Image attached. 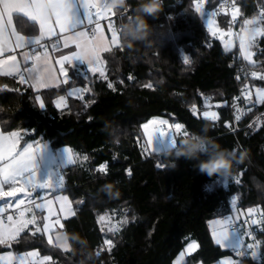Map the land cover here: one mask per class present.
<instances>
[{"label": "trees", "instance_id": "16d2710c", "mask_svg": "<svg viewBox=\"0 0 264 264\" xmlns=\"http://www.w3.org/2000/svg\"><path fill=\"white\" fill-rule=\"evenodd\" d=\"M220 1L201 6L197 0H164L159 15L148 16L152 35L128 48L121 25L139 11L138 0H128V11L118 20L119 43L102 53L103 76L70 67L68 83L35 91L0 75L2 129L26 131V140L48 141L54 149L70 145L78 157L61 174L64 192L75 205L62 228L70 247L49 243L44 232L28 228L8 249L36 248L52 257L44 264H173L191 240L198 248L185 264H211L232 255L214 241L209 221L232 213L229 198L239 215L248 208L264 213V101L255 93L264 88L259 79L264 75V36L252 46L249 67L258 75L249 80L251 93L240 128L234 130L230 104L245 81L235 79L240 55L237 48H227L222 36H213L201 18L205 9L220 7ZM260 1L237 0L240 29L245 19L258 15ZM18 23L25 33L33 31L34 24ZM220 27L229 28L227 15ZM61 96L66 102L57 106ZM206 101L219 104L217 120L192 111ZM154 116L183 126L171 127L177 142L184 132L203 133L220 147L235 149L237 157L243 151V162L235 165L232 177H209L194 167L196 161H176L168 151H143L137 145H146L142 125ZM104 162L106 171H100ZM105 218L116 227L110 229ZM261 236L258 249L264 255ZM237 261L264 264V257Z\"/></svg>", "mask_w": 264, "mask_h": 264}, {"label": "snow or ice", "instance_id": "6c2138e0", "mask_svg": "<svg viewBox=\"0 0 264 264\" xmlns=\"http://www.w3.org/2000/svg\"><path fill=\"white\" fill-rule=\"evenodd\" d=\"M45 3V0H0V54L3 53L5 50V46L8 43V40L4 36V21L7 20V23L10 25L12 21V16L15 14L18 20H26L31 24L38 25L40 36L39 37H31L25 38L24 36L16 35L15 30L12 29L13 35H15V42L17 46H21L23 43H39L40 39L43 38L45 35H54L55 29L53 27L52 17H55V24L58 25L60 32H66L70 29L76 28L78 25H83L85 20L89 24L93 23V16H95L96 20L98 21L100 18H109V17H123L125 13H127V8H122L119 11H115L109 8L106 4V0H54V12L52 14H48L47 11L42 10L40 5ZM91 9H95V11H91ZM196 11L200 13V8L197 6ZM239 10L236 9L232 14V19H236L237 12ZM201 15H204L201 13ZM131 16H128V19ZM264 21V11H261L257 17L252 19H245L243 21L244 27L241 29V36H240V50L241 56L243 59L252 62V53L249 49L255 44V40L258 36H264V24L261 22ZM211 22L209 27H212ZM248 26H251L250 28ZM109 29L112 31V43L117 44L119 42V38L116 34V30L113 27V22L109 20L108 23ZM216 29L213 28L212 34L216 35ZM73 40L76 43L77 48L79 51H74L69 55H62L60 57V70L63 72L65 77H68V70L64 68V62H69L75 60H81L87 63L88 66L90 65H98L96 68H88L89 71L98 72L101 76L104 75L102 65L103 61L101 59L100 53L102 51H109L107 47V43L104 40V33L102 29H100L99 24H96V28L93 31V38L90 40L88 39V35L86 32H77L74 34L73 37H65V47L68 46V40ZM227 46V45H226ZM187 63V59L184 61ZM8 65L10 69H16V60L15 57H8L7 60H0V66ZM74 65H72L73 67ZM6 75H14L13 71H8L4 73ZM253 76H257V73H251ZM259 79L264 80V75H260ZM21 82L24 81V77L20 76ZM40 82V81H38ZM64 83H68V80L65 79ZM42 83V82H41ZM47 84H44V87H47ZM111 86V85H109ZM257 94L260 96V99L264 101V91L257 90ZM63 100V97L60 98ZM59 106V103L57 104ZM39 107L44 109L45 105L43 101H40ZM195 112V109H192ZM204 118L211 119L213 121L218 119V116L215 112L203 113ZM239 119V117H237ZM153 122H149L143 125L144 130L147 132L149 129V124ZM167 123V122H163ZM183 126L180 124L175 125L176 130H180ZM156 136L160 134V137L166 141V149H170L177 143V132L176 131H169L167 133L164 132L163 129L157 128L155 130ZM187 132H184L183 135H187ZM150 139H151V134ZM11 137H18L19 133H11ZM8 139V137H3L0 135V142ZM33 146L31 144H27L26 147L20 152L19 159L16 157L11 158V162L7 163L3 167H0V197H15L17 192H24L25 189L23 187H9L7 191H4L5 185H16L18 181H21L24 185H32L33 181L36 179L35 176V164L36 161L33 159ZM155 151L161 152L162 149L156 148ZM40 153V159H42V153ZM0 159H3L0 156ZM75 163L72 158L71 150L64 149V162L63 164H71ZM100 171H106L104 165H101ZM52 173H49L47 178H41L42 182L38 185H35L38 188H52L53 183L51 180ZM234 180L238 182L237 177H233ZM11 207V205H9ZM37 208H41L42 205H37ZM4 211L3 208H0V212ZM254 210L249 209V214H252ZM23 216V213H21ZM103 219V217L101 218ZM8 220H12V217L9 216ZM35 216L31 220L21 222L20 226L15 228L12 232H5L0 230V244L6 243L8 239H15V237L19 234L20 231L27 224H35ZM253 224H256L257 221H253ZM50 225L45 224L44 228L47 230ZM37 231H40L37 228ZM49 243H51V238L49 237ZM107 244L111 245L112 241L109 240L106 242ZM216 243L218 245L225 244L228 247L233 249H241L243 248V252H238V256H248L254 258L256 253L253 250L255 248L254 244H247L242 245L240 241V234L233 232L229 235L228 232H221L217 234ZM258 243V242H257ZM61 247H65V245H61ZM197 245L192 244L188 246L189 250H193ZM30 255H35L32 253ZM99 255V253H97ZM50 257H44V260H50Z\"/></svg>", "mask_w": 264, "mask_h": 264}, {"label": "crops", "instance_id": "0c3cea01", "mask_svg": "<svg viewBox=\"0 0 264 264\" xmlns=\"http://www.w3.org/2000/svg\"><path fill=\"white\" fill-rule=\"evenodd\" d=\"M45 4L51 5V8L48 9L47 12L48 14H52L54 12V0H45ZM52 22H53V27L55 29L54 35H45L43 38L40 39L39 43L28 44L25 42L21 46H17L15 42V35H13L12 29L15 30L16 35L24 36L25 38H31V37L40 36L39 27L38 25H34L33 31L31 33H25V31H23V29L19 25L18 18L15 14L12 16V21L10 25L7 23V20L5 19L4 36L8 40V43L5 46V50L3 51V53L0 54V60H7L8 57H15L16 69H10L8 65L0 66V75H6L4 73L8 71H13L14 74L24 73L26 76L25 84L31 87L33 90L39 91L43 88H46L44 87V84H47L48 85L47 87H49L64 83L63 81L65 79L69 81L72 77L70 73V67H72V65H74L72 68H74L75 70H79L83 74H86V72L89 71L88 68L98 67V65L88 66L86 62L81 60H77V61L73 60L71 61V63L64 62V68L68 70V77H65L63 72L60 70L61 68L60 57L62 55H69L74 51H79V49L76 46V43H74L73 40L71 39L68 40V46L65 47L64 46L65 37H73L74 34L77 32H86L88 35V39L91 40L93 38V33L89 32L88 26H92L96 28V24H94V16H93L92 24H89L87 20H85V23L83 25H78L76 28L70 29L69 31L63 33L59 31L58 25L55 24L54 16L52 17ZM98 24L100 26V29H102L104 33V40L107 43L108 49L117 45L119 42L117 44H113L111 42L112 32L109 33L107 31L108 30L107 25L105 23H98ZM116 34L118 35V33ZM54 38H57L59 41V44L57 46L55 47H52L50 45H47L46 47L41 46L42 42L49 43ZM103 52L104 51L100 53L101 59ZM102 69H103V73L105 74L104 64L102 65ZM89 72L98 73L94 71H89ZM6 76L12 77V75H6ZM257 90L264 91V88H256L255 90L257 98L261 100L260 96L257 94ZM218 105H219L218 103L212 104L206 101L202 108H197V107L194 108L195 114L198 115L197 111L199 110L200 111L212 110L210 107H216V110L218 112ZM217 116L219 117V113ZM169 131H171V129H167V132ZM13 132L19 133V136L11 137L10 134ZM26 133L27 132L23 130L4 131L0 124V135H2L3 137H8V139L4 140L3 142H0V156L3 157V159H0V167H3L7 163H10L12 157H16V159H19L18 154L23 151V149L26 147L27 144H31L33 146L32 149L34 153L33 159L36 161L35 164L36 179L33 181L32 185H24L21 181H18L16 185L4 186L3 189L4 191H7L9 187H13V186L17 188L23 187L25 189L24 192H17L15 197H0V204H1L0 208L4 209V211L0 212V230H3L5 232H12L15 228L20 226L21 222L31 220L33 218L31 217L29 219H26L25 216L26 210L31 203V202L29 203V201L34 200L35 195H38L39 193L42 194L43 190L48 189V188H38L35 186L42 182L41 178H47L49 173H52L51 176L52 183L60 181V179H58L59 175L58 177H56L55 173L53 174L54 156L57 155L58 149L56 151L53 150L54 148L51 146V144L48 141L31 140V139L26 140L25 139ZM42 150H44L45 153L42 154V159H40V153ZM56 162H60L59 156H56ZM61 191L64 192V185ZM9 205H11V207H9ZM46 209L47 208H44L43 206L41 207V209L37 208V211L35 212L34 215L36 221L35 224H38L39 217L37 216H39L40 214L42 215ZM21 213H23V216H21ZM2 214H5V216L4 217L1 216ZM9 216L12 217L11 221L8 220ZM39 222H42V219H40ZM45 224L50 225L47 230H45L44 228ZM55 224L56 223H54L53 220L47 221L44 224L38 226L37 225L34 226L33 224H27L23 228V230L19 232V234L22 233L24 229L40 228L42 229L43 232L47 234L48 238L49 237L51 238L52 234L58 228L62 229L60 225L58 226ZM14 240L15 239H8V247L11 246ZM193 241L195 240H191L190 242ZM237 263L238 261H236L235 264Z\"/></svg>", "mask_w": 264, "mask_h": 264}, {"label": "rangeland", "instance_id": "374dc122", "mask_svg": "<svg viewBox=\"0 0 264 264\" xmlns=\"http://www.w3.org/2000/svg\"><path fill=\"white\" fill-rule=\"evenodd\" d=\"M257 16H254V17H257ZM210 23L211 22L208 23V26ZM212 27H213V25H212ZM248 27L250 28L251 26H248ZM241 34H240V36H241ZM225 41L228 44L227 48H229V47L235 48L236 44H235V39L233 37H229ZM249 51L252 53V56H253L252 47L249 49ZM49 87H52V86H49ZM49 87H46V88H49ZM43 89H45V88H43ZM61 97H63L62 101L60 99ZM61 97H59L57 99V104L59 103V106H62L66 102V97L65 96H61ZM210 108L212 110H209V111H200L199 110V111H197V114L202 116L204 112H209V113L215 112L218 115L216 107H210ZM149 122H153V123L149 124V129L146 132L143 128V125L146 123H149ZM163 122H167V120L161 116H154L151 119H149L148 121H146L145 123H143V125H142L145 142L147 143L149 149H151L152 151H155L156 148L162 149L163 151L169 150V149H166V141L160 137V134H157V136H156L155 130L157 128H160V126H165L166 130H164V132L167 133V129H172L171 127L176 125V123L175 124H169L168 122L167 123H163ZM149 134H151V139H150ZM64 149H70L71 150V155H73L72 158L74 161L77 157V152H75V149H73L70 145H66V146H63L61 148H58V153H57V155L56 154L55 155L60 157V162H56V156H54L53 174L55 173L56 177H58V175H59L58 179H60V181L54 182L52 188H48V189L43 190L42 194L39 193L38 195H35L34 200L29 201V203L30 202L31 203L28 206L26 213H25L26 219H29L35 215V212L37 211V207H36L37 205H42L44 208H47L42 215L40 214L39 216H37V217H39L38 224H33L34 226H36V225L38 226V225L44 224L47 221L53 220V222L56 223L55 225H58V226L60 225L63 228L64 219L72 216L75 213V205H74L73 201L67 196L66 193L61 191L63 188V184L61 181L62 180V176H61L62 170L66 167V165H69V164H63V162H64ZM53 150L56 151L57 149H53ZM163 151H161V152H163ZM44 153L45 152H43L42 154H44ZM39 209H41V208H39ZM249 209H251V208H248L246 211H244L243 213L241 212L240 214L243 215L244 213H249L248 212ZM234 211L236 213V209H234ZM237 215H239V212H237ZM232 216H233L232 214H228L226 216L214 218V219L209 221V227H210V230H211V233H212V236H213V239L215 242H216L217 234H219L221 232H228L229 235H231L233 232L238 233L237 230L231 224ZM40 219H42V222H39ZM105 221H108V226L110 229L113 227L114 228L116 227V224H112L111 220H109L108 218H105ZM32 229L35 230L36 228H32ZM24 230H26V229H24ZM40 231H42V229H40ZM44 234L46 235V238L49 241L47 234L45 232H44ZM52 236H51V243L56 244L60 247H61V245H65V247H61L63 249H68L70 247L68 237L66 235V232L63 229L58 228L52 234ZM240 241H241V244L243 245L244 240H243V237L241 235H240ZM192 244L197 245V247H195L193 250H189L188 246L192 245ZM220 245L224 248H228L231 250L233 249L231 247H228L225 244H220ZM197 248H198L197 241H193V242L188 243L186 245V247L175 258L173 264H185V262L187 260V256L190 253L194 252ZM32 253H35V255H30ZM44 257H50L52 259V257L50 255H44L36 248L30 249V250L24 251V252H16L13 249L8 250V240L6 243L0 244V264H44L47 261H49V260L45 261ZM236 261H237V258L235 256L229 255V256H226V257L220 259L219 261H216V262L211 263V264H235ZM195 264H203V263L197 262Z\"/></svg>", "mask_w": 264, "mask_h": 264}, {"label": "built area", "instance_id": "2783aa9c", "mask_svg": "<svg viewBox=\"0 0 264 264\" xmlns=\"http://www.w3.org/2000/svg\"><path fill=\"white\" fill-rule=\"evenodd\" d=\"M208 2V0H197V3L201 6L206 5ZM181 3V2H180ZM238 9L239 10V6L237 5V0H221L220 1V7L218 8H209V9H205L203 11V14L201 16L202 20L205 22V24L208 26L209 22H214L212 25L213 27L210 28L208 26V28L211 30H213V28H215L216 31V35L213 36H226V34L228 32H230V34L228 36H226L227 40L229 37H233L235 39V48H237L239 55H240V64L238 67V70L235 74V79L241 80V79H245V81H243V83H241L238 87V91L234 96V99L232 101V103L230 104V111H231V115H232V123L234 125L233 129H239L240 126L238 125V121L239 119H237V117H240L241 113L243 110H245L246 105H247V100L248 97L251 93V84L249 82V80L254 77L253 75H251V73H256L255 70H253L252 68L249 67V62L245 59H243V57L241 56V50L239 47L240 44V34H241V29L239 27V11L237 12L236 15V19L233 20L232 19V14L233 12ZM91 11H95V9H91ZM261 11H264V0H261L258 3V15L260 14ZM126 14V13H125ZM227 15L228 16V20H229V28L228 29H222L220 27L221 25V17ZM175 16V15H173ZM122 17H109L107 19L105 18H100L98 21L96 20L95 16H94V24L97 23H105L108 27V23L109 20H111L113 22V27L116 30V33L119 31L120 29V25L118 24V20L121 19ZM209 21V22H208ZM262 24H264V21H262ZM94 27L92 26H88V30L90 33H93L94 31ZM110 30V29H109ZM111 31V30H110ZM112 32V31H111ZM224 40V41H225ZM59 44V41L57 38H54L53 40H51L49 43L46 42H42L41 46L42 47H46L47 45H50L52 47H55ZM20 76L24 77V81L26 82V76L24 73H16L14 75H12L13 78H15L16 80H18L21 84H24L25 82H21L20 80ZM203 99H206V96H203ZM160 129L166 130L165 126H160ZM137 145L139 147H141L143 149V151L147 152L148 151V147L143 144L142 142L138 141ZM101 165L106 166V163H102ZM101 165H99V167H101ZM164 165V164H162ZM223 188H227V184L226 182L222 183ZM226 204L229 205L230 208H234L235 206V202L233 198H229L226 201ZM232 219H231V224L232 226L237 230V232L243 237V245H247V244H254L255 248L253 249L256 253L255 257H249L254 259L255 261L260 262L264 255H262V253L259 251L258 249V245L260 243V241L262 240V236L264 234V213L263 212H259L257 210H254L252 212V214L249 213H244L243 215H237V213H235L234 209L232 210L231 213ZM1 216H5V214H2ZM253 221H257L256 224H253ZM246 238H249V240H246ZM258 242V243H257ZM232 255L235 256L236 258H241L244 256H238L237 253L238 252H243L244 249H232ZM248 257V256H245Z\"/></svg>", "mask_w": 264, "mask_h": 264}, {"label": "clouds", "instance_id": "9594fccd", "mask_svg": "<svg viewBox=\"0 0 264 264\" xmlns=\"http://www.w3.org/2000/svg\"><path fill=\"white\" fill-rule=\"evenodd\" d=\"M106 4L119 11L127 6L128 0H106ZM40 8L47 11L51 5L42 3ZM138 8L139 11L121 25V39L128 48H133L138 42L145 41L152 35L154 26L149 22L148 16L159 15L164 8V0H138ZM168 154L176 161L180 158L196 161L194 167L209 177H232L235 165L244 160L243 151L237 157L235 149L222 148L211 137L197 132L181 137L168 150Z\"/></svg>", "mask_w": 264, "mask_h": 264}, {"label": "water", "instance_id": "95a60500", "mask_svg": "<svg viewBox=\"0 0 264 264\" xmlns=\"http://www.w3.org/2000/svg\"><path fill=\"white\" fill-rule=\"evenodd\" d=\"M229 34H230V32H228V33L226 34V36H228ZM226 36L222 37V40H225V39H226Z\"/></svg>", "mask_w": 264, "mask_h": 264}]
</instances>
